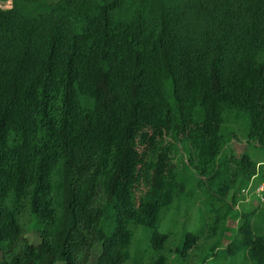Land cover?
<instances>
[{
  "label": "trees",
  "instance_id": "trees-1",
  "mask_svg": "<svg viewBox=\"0 0 264 264\" xmlns=\"http://www.w3.org/2000/svg\"><path fill=\"white\" fill-rule=\"evenodd\" d=\"M5 1L0 264H264V0Z\"/></svg>",
  "mask_w": 264,
  "mask_h": 264
},
{
  "label": "rangeland",
  "instance_id": "rangeland-1",
  "mask_svg": "<svg viewBox=\"0 0 264 264\" xmlns=\"http://www.w3.org/2000/svg\"><path fill=\"white\" fill-rule=\"evenodd\" d=\"M0 4H3V5H5V4H8L7 3V1H5V0H0ZM230 146H231V148L237 153V154H240V153H243L244 151H249L250 153H251V155H253L255 158H259V159H261V158H264V151L263 150H261V149H259V148H254V147H252V146H249L248 144H247V142H246V139H245V137H244V135L242 134V133H239L238 134V136L236 137V139H234L232 142H231V144H230ZM184 169H186L187 171H188V174H189V172H190V170H189V167L187 166L186 168L184 167ZM192 184L193 183H191V184H189V186H188V189L190 188V187H192ZM186 195V194H185ZM187 197V198H186ZM185 198L187 199V203L184 205V208L186 209V211H190L191 210V213H192V201H191V199H190V196H185ZM246 202H248L247 204H252V207H255V205H257L258 204V202H257V200H253V199H251L250 201H246ZM238 206L239 207H241L240 206V203L238 204ZM183 208V209H184ZM204 209H206L205 207H203V206H196V207H194V210H195V221H192L191 222V226L193 227H189L190 229H192V230H194V231H196V232H208L209 231V227H206L205 226V224L208 222V219H207V213L206 212H204ZM201 210L203 211V214H200V212H201ZM172 215V214H171ZM191 216H192V214H191ZM200 216V217H199ZM175 217V215L174 216H171L170 218H171V222H173L172 221V219ZM233 224H236V221L235 222H233ZM174 226H175V223L173 224ZM206 227V230H203L204 228ZM202 230V231H201ZM28 238L29 239H31L32 241H38V236L35 234V233H33V232H30L29 234H28ZM144 247L145 246H143L142 248H140L141 250H143L144 249ZM138 249V248H137ZM136 250V249H135ZM135 250H133V252H134V255H133V257H132V260H131V262L132 261H134L135 259H136V257H137V255H138V253H135ZM143 254L144 253H141V255H139V257H138V259H141L142 257H143ZM2 256V253L0 252V257ZM202 256L203 255H201V258H202ZM215 256H213V258H214ZM199 258V260L201 259L200 257H198ZM144 259V258H143ZM188 260V259H187ZM143 261V260H142ZM188 262H189V260H188ZM187 262V263H188ZM134 263V262H133ZM206 264H213L212 263V260L211 259H208L207 260V263Z\"/></svg>",
  "mask_w": 264,
  "mask_h": 264
},
{
  "label": "built area",
  "instance_id": "built-area-1",
  "mask_svg": "<svg viewBox=\"0 0 264 264\" xmlns=\"http://www.w3.org/2000/svg\"><path fill=\"white\" fill-rule=\"evenodd\" d=\"M251 187L244 189V192L248 195V200H251ZM254 191H256L262 201H264V183H262L259 187H257ZM253 191V192H254Z\"/></svg>",
  "mask_w": 264,
  "mask_h": 264
}]
</instances>
